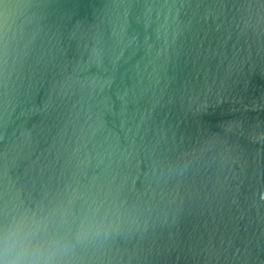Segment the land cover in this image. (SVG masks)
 <instances>
[{
    "label": "water",
    "instance_id": "water-1",
    "mask_svg": "<svg viewBox=\"0 0 264 264\" xmlns=\"http://www.w3.org/2000/svg\"><path fill=\"white\" fill-rule=\"evenodd\" d=\"M57 264H264V0H0V226Z\"/></svg>",
    "mask_w": 264,
    "mask_h": 264
},
{
    "label": "clouds",
    "instance_id": "clouds-1",
    "mask_svg": "<svg viewBox=\"0 0 264 264\" xmlns=\"http://www.w3.org/2000/svg\"><path fill=\"white\" fill-rule=\"evenodd\" d=\"M66 247L35 214L13 217L0 226V264H57Z\"/></svg>",
    "mask_w": 264,
    "mask_h": 264
}]
</instances>
